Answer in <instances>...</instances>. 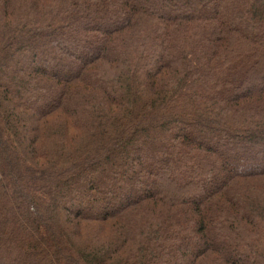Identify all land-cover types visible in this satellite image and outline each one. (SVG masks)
Here are the masks:
<instances>
[{"label": "trees", "instance_id": "trees-1", "mask_svg": "<svg viewBox=\"0 0 264 264\" xmlns=\"http://www.w3.org/2000/svg\"><path fill=\"white\" fill-rule=\"evenodd\" d=\"M0 264H264V0H0Z\"/></svg>", "mask_w": 264, "mask_h": 264}]
</instances>
